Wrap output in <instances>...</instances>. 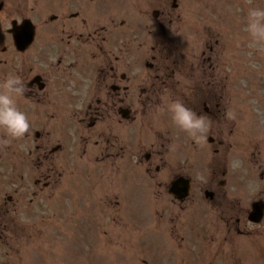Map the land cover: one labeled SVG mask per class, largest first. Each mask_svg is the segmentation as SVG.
Here are the masks:
<instances>
[{"label":"flooded vegetation","instance_id":"obj_1","mask_svg":"<svg viewBox=\"0 0 264 264\" xmlns=\"http://www.w3.org/2000/svg\"><path fill=\"white\" fill-rule=\"evenodd\" d=\"M1 4L0 82L8 73L23 78L27 99L19 105L32 127L24 138L0 148V241L9 214L22 209L27 195L34 204L50 181L57 184L65 168L73 170L69 164L77 156L92 167L93 162L103 167L102 177L109 182L134 178L144 190L170 199L176 207L200 208L204 200L211 219L199 226L210 228L205 232L223 243L248 242L255 235L264 239V214L260 223L251 218L255 203L264 213V158L224 156L231 170H185V159L197 157L202 148L214 166L221 149L224 153L232 148L239 120L227 114L231 110L235 115L234 99L248 95L245 88L239 92L228 77L218 75V40L208 41L191 63L180 66L171 60L178 46L167 43L166 27L142 34L135 1L55 0L42 24L25 14V0L17 11ZM156 5L152 18L161 26L172 24L169 0H157ZM172 8H178L176 1ZM113 9L124 19L109 14ZM27 19L34 25L29 44ZM11 25L21 46L14 41ZM177 99L211 122L206 142L195 143L175 127L170 113L158 110ZM26 174L31 175L33 190L26 187ZM179 179L189 186L182 201L169 194ZM123 199L117 186L114 192L104 191L102 205L116 212L129 206Z\"/></svg>","mask_w":264,"mask_h":264},{"label":"rangeland","instance_id":"obj_2","mask_svg":"<svg viewBox=\"0 0 264 264\" xmlns=\"http://www.w3.org/2000/svg\"><path fill=\"white\" fill-rule=\"evenodd\" d=\"M1 1L14 11L19 8L20 0ZM128 1L137 3V22L143 35L149 30L167 28V43L178 46L171 57L177 65L191 63L193 55L204 50L208 41L218 40V75L228 77L239 92L243 88L248 92L246 100L234 99L239 127L235 129L232 148L227 147L224 153L221 149L215 166L210 154L202 148L197 157L185 159L188 162L185 170H231L223 162L224 156L255 155L262 160L264 44L250 39L246 25L248 9L264 7V0H169V12L173 13L174 21L163 26L151 15L157 0ZM174 1L178 5L175 10ZM54 2L25 0V14L42 24L49 19ZM109 14L116 15L118 20L124 19L118 10L113 9ZM125 14L129 22L131 16L129 12ZM153 41L156 43L157 39ZM72 161L69 166L73 170L69 172L65 168L57 184L50 181L51 185L41 192L34 204L29 201L32 196L27 195L22 209L9 214L4 240L0 241V264L264 263V239L260 238L263 235L248 238V242L223 243L218 236L214 238L213 234L205 232L210 228L204 231V225L199 226L211 219L210 206L204 200L200 208L197 205L191 209L176 207L170 199L144 190L134 178L109 182L102 177L105 169L97 167L96 163L93 162L92 167L78 156ZM26 177V187L33 190V181L28 179L31 175L26 174ZM117 186L121 188L123 202L129 206L116 212L108 211L102 205L105 204L103 193L108 189L114 192Z\"/></svg>","mask_w":264,"mask_h":264},{"label":"clouds","instance_id":"obj_3","mask_svg":"<svg viewBox=\"0 0 264 264\" xmlns=\"http://www.w3.org/2000/svg\"><path fill=\"white\" fill-rule=\"evenodd\" d=\"M246 27L253 42L264 44V7L248 9ZM27 91V85L18 74L8 73L0 82V130L3 131L0 148H6L13 141H18L30 133L31 120L19 105L21 99H27ZM158 110L170 113L175 127L189 135L195 143L207 141L211 122L204 115H198L182 100H173L166 106H160ZM227 115L229 119L235 118L231 110Z\"/></svg>","mask_w":264,"mask_h":264},{"label":"water","instance_id":"obj_4","mask_svg":"<svg viewBox=\"0 0 264 264\" xmlns=\"http://www.w3.org/2000/svg\"><path fill=\"white\" fill-rule=\"evenodd\" d=\"M187 193H188V191L184 192V196H185V194H187ZM181 196H183V193H181Z\"/></svg>","mask_w":264,"mask_h":264}]
</instances>
